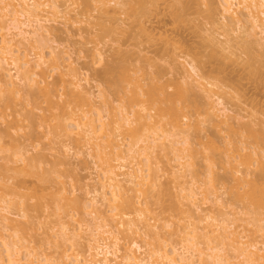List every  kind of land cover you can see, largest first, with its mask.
Instances as JSON below:
<instances>
[{
    "label": "rangeland",
    "instance_id": "obj_1",
    "mask_svg": "<svg viewBox=\"0 0 264 264\" xmlns=\"http://www.w3.org/2000/svg\"><path fill=\"white\" fill-rule=\"evenodd\" d=\"M61 1L67 4V19L60 18L56 22L46 23L47 28H50L48 31L34 35L30 42L25 41L27 46L24 44L19 46L30 51L34 60V53L44 50L48 54L52 47H56L57 52L61 51L66 54L65 56L70 55L73 64L61 65L54 69L57 64L49 62L44 68L46 71L43 70L45 74L42 72V76H37L40 83L36 85L13 78L12 74L15 76L16 73L12 66H5L12 70L10 71L12 77L10 75L5 77L0 70V79L13 78L16 85L13 86L16 91H12L10 85L0 83V169L2 168L0 199L5 197L9 212L7 215L13 223L11 227L7 221L0 220V238L4 235L9 240L12 237L10 234H13L12 239L23 249V264H29L26 254L30 252L35 255L38 253L40 256L43 254L52 260L53 264H58L57 259L60 257L62 263L72 264L78 253L82 256L89 255L88 242L99 235L96 239L111 248L120 241L122 250L128 248L133 240L138 242L143 250L136 255L140 254V258H144L148 263L150 250L153 252L156 248L163 249L165 245H168L166 248H169V251L173 245L181 247V234L185 228L187 229L185 233L188 231L189 236L194 234L192 223L199 226L196 242L200 243L198 248L202 250L207 249L209 245L217 246L221 248V254L232 259L237 254L233 248L237 242L251 251L257 249L245 245L255 243L258 248L263 247L264 233L258 230L264 224V47L260 42L256 43L258 42L256 40L264 37L260 35V29H256L259 31L256 37L259 38L255 39L253 36L255 30L252 23L247 20L248 16L244 10L240 26L229 21V25L226 26L219 0H109L110 2L106 0L109 4V11L106 13L99 8V3H95L96 0H89L91 5L86 3L88 0ZM46 15L52 19L54 17L48 13ZM20 20L24 23L29 22L28 17L23 15ZM23 28L31 31L34 29L26 25H23ZM234 28H237L238 32H233ZM15 32L13 29L0 30V40L2 35L12 38ZM18 39L19 37H16L15 41ZM227 39H230V43H227ZM231 39L234 44L231 43ZM236 40L239 42L238 46ZM42 43L45 47L41 46ZM98 48L104 56L101 63L98 61ZM23 50L22 54L25 53ZM187 60L193 61L207 81L216 85L212 89L225 98L231 110L229 115L232 120H228L230 121L228 123L234 125V128L231 126L230 129L228 128L230 126L221 122L223 116L221 118L213 116L214 113H211L210 107L207 106L211 99H207V92L197 82L192 79L185 82L187 79H183L182 70H179L181 73L175 72L174 67L186 64ZM124 65L126 68L122 67ZM73 68L75 71H72ZM111 68L115 73H111ZM71 72H75L79 79H74V82H82L79 83L80 89L69 84ZM127 73L128 84L124 78ZM117 80L121 81V84ZM115 81L119 83V87L117 83L113 84ZM47 83L53 88L54 95L50 99L56 102V105L54 102L53 106L50 105L52 100L48 103L49 98L47 99L44 94L38 92L35 96L36 93H31L32 89L36 91ZM119 88L120 93L117 90ZM79 90L84 91L83 95L87 90L91 92L92 99L89 100V102L92 100L91 104L86 100L89 95H85V99L83 95V98L78 96ZM100 93L107 96V103L113 102L115 106L109 105L110 103L108 106H113L111 111H115L116 108L115 110L112 108L117 107L118 114L120 105V108L126 107L125 110L128 109V113L132 115L143 103L148 110H145L147 115L143 113L144 111L142 115L150 116L146 125L144 124L146 120L143 119L148 118L141 119L144 124L143 130H146L145 127L149 123L157 130V135L162 136L169 131L170 138L180 140L186 137L184 130L189 128V131L186 130L189 133V148L184 149V145H179L182 149L174 150L172 144L170 143L173 149L164 138V142L170 147L167 149L164 143L167 153L160 144L164 139L156 136L153 129L147 126L149 130L146 133L153 138L150 143L153 144L155 140L153 145L157 149L152 157L150 155L152 169L148 172L149 177L151 175L149 182H157H154V185L143 184V188L140 186L132 188L133 184H128L126 177L121 176L123 182L121 181L116 201L112 202L113 207L118 206L113 214L117 211L120 215L118 216L123 217L126 222L129 219L134 222L132 230L136 231L133 233L126 229L125 224V226L117 224L121 218L112 217L113 207L99 196L97 199L99 203L95 209H99L98 214L103 212L100 214L105 218L111 217L112 220L107 221L113 233L106 234L102 232L103 229L102 233L96 234L94 230L92 234L91 229H95L97 220L92 221L94 216L90 215L95 209L89 204L92 197L88 192L99 191L100 188L102 190L101 172L105 166L101 164L102 158L96 148L92 149L86 142H80L76 133L68 135L64 131V124L71 123L76 114L79 117L86 113H95L98 109L102 110L99 111L105 117L104 121L107 123L110 121L111 115L114 116L115 113L110 115V108L103 106V96H100ZM167 112H172L180 129H184L179 130L181 132H177V135L174 134L175 129L168 124V119L162 117ZM135 114L131 116L132 120L136 119ZM29 115L30 119L27 117ZM157 123H161L162 126L157 128ZM248 123L252 125L250 130H254L248 132L250 127L247 126ZM132 125L140 126L136 122ZM236 126L239 129H236L238 128ZM72 128L74 125L71 123L69 129ZM114 130L117 135L114 136V142L120 143L123 150L127 151L128 143L133 142L131 134L126 133L130 132L119 131L118 128V131ZM248 133H251L252 137ZM105 140L103 139L104 142ZM116 145L119 146L114 143L113 148ZM177 152L187 155L182 170H178L180 166L174 160ZM126 153L123 152L125 156ZM130 160L123 162L126 169L122 172H129L138 166L137 163L135 166L133 163L130 165L131 163H128ZM144 167L146 171L143 173L146 174L147 165ZM191 186L195 188L197 205L186 197V191H189ZM166 188L173 194L167 195ZM182 188L187 190L182 191ZM254 193L262 202L259 201L257 204L254 200L251 202V195H255ZM241 194L243 196H239ZM129 200L137 209H143L148 224L136 217L137 211L126 205ZM24 212L27 214L26 217L22 215ZM207 214L214 216L218 221L226 218L229 223L233 222L227 231L231 238L225 239L222 229L212 225L213 220L202 221ZM64 221L67 226L71 225L69 226L71 231H68L71 239L62 230L61 225ZM111 222L117 223L112 225ZM216 223L218 222L213 224L217 226ZM79 224L84 228L81 232L82 238L78 240L75 236L77 240L75 241L72 231L80 226ZM214 228L215 232L212 231ZM204 230L207 232L206 235ZM232 232L235 233L234 236L231 235ZM155 233L159 235L158 238ZM235 236L236 238H233ZM115 237H118V241ZM231 239L236 241L235 244L233 242V247L230 244ZM74 242L75 246L71 247ZM189 246L192 245L186 247ZM0 249L3 257L7 259V251L1 240ZM65 250L68 251V257L62 256ZM119 255L117 258L112 257L111 264H123L122 254ZM205 258L203 262L196 257L194 264H212L211 258L207 259V256ZM231 261L236 260L233 258Z\"/></svg>",
    "mask_w": 264,
    "mask_h": 264
},
{
    "label": "bare ground",
    "instance_id": "obj_2",
    "mask_svg": "<svg viewBox=\"0 0 264 264\" xmlns=\"http://www.w3.org/2000/svg\"><path fill=\"white\" fill-rule=\"evenodd\" d=\"M90 1L88 0V2H86V3L90 4ZM111 1H114V0H111ZM156 1H158V0H156ZM115 2L117 3V1H115ZM95 3H97V4L99 3L98 6L104 13L109 11V8H108L109 4H108V2L106 0H96ZM118 4H120V3H118ZM143 4H145V3H143ZM66 5L67 4H65L61 0H9V2H7L6 0H0V30H5V29L16 30V32L13 34L12 38H7V37H5V35H2L1 40H0V70L3 71L2 74L5 77H7V75L11 76V74H12L10 72L12 70L6 68L7 65H8V67L12 66L13 67L12 69H15L14 71L16 73L15 76L12 74L13 78L14 77L15 78H19L20 80L18 79V81H20V82L21 81L22 82L25 81L27 83H31V84H35L36 85V84L40 83L39 82L40 80H37L38 79L37 76H40L42 74L43 70L46 71V69H44V68H45V66L48 65L49 62H50V64L53 63V62H55L57 64V65H55L54 69H57L61 65L62 66L63 65L71 66L73 64L74 61H72V59H71L72 57L70 55L65 56L66 54L64 55L61 51L57 52V48L56 47H52L48 54H46L44 52V50L41 51V52H38V53L37 52L34 53L35 54V60H34V59H32V58H34V56L31 54L30 51L28 52L25 49L23 50L19 46L20 44L26 45L25 41L30 42V40L32 38H34V35L41 34V32H43V31H48L50 28H47L48 25L46 23H48V22L52 23L51 21L56 22L57 19H60V18L67 19L66 14H67L68 11L66 10L67 9ZM219 5H220V7L222 9L223 19H224V21H226L225 22L226 26L229 25L228 24L229 22L240 26L241 22H242L241 14L243 13L242 10H244L245 11V15L248 16L247 20H249V22L252 23L251 25H252V27L255 30L254 33H253V36L255 37V39L257 38L256 36H258V34H259L258 32L259 31H261V33H260L261 36L264 35V0H219ZM89 7H91V6H89ZM46 13L52 15V17L54 16L53 19L51 17H49L48 15H46ZM22 15L25 16V17H28V20H29L28 23H24V22H22L20 20ZM227 18H228V20H227ZM23 25L30 26L31 28L33 27L34 29H33V31L26 30V29L23 28ZM257 28L260 29V30L259 31L256 30ZM233 32H238L237 28H234ZM16 37H19V39L17 41H15ZM263 39H264V37H261L260 39L256 40V41H258L256 43L260 42L261 44H263L261 46L264 47V42H262V41H264ZM232 40L233 39H231V41ZM229 41H230V39H227V43H230ZM231 43H233V41ZM237 43H239V42H237V40H236V46H238ZM42 45L45 47L44 43H42L41 46ZM226 47H224V48L226 49ZM229 47L231 48V46H229ZM229 47H228V49L230 50ZM22 50L25 51V53L22 54ZM230 51H232V50H230ZM97 55H99L98 61L100 60V63L103 62L102 60H104V56H103V52L101 51V49L98 50V54ZM31 56H33V57H31ZM96 63H98V62H96ZM183 64L184 63H182V65L180 64L182 66V68H180L181 66L180 67L177 66L180 69H178L175 66L174 67V68H176L175 72H180L182 70L181 72H182L183 79L184 80L187 79L185 82H187V81L189 82V79L190 80L192 79L194 82H197L199 84V86L201 88H203L207 92L206 93V96L208 97L207 99L208 100L211 99V102L209 101L210 103H209V105L207 103V106L210 107V110H211L210 112L214 113L213 116L219 117V118H221L223 116V118L221 119L222 121L221 120L220 121L225 123V125L230 126L228 128L231 129V126L234 128V125L228 123V122H230L228 120H232V119H230L231 116L229 115V112L231 110L228 108V105H227V103L224 100L225 98L220 96L215 90L212 89V88L216 87V85L211 83V82H209V81H207V79L200 72L198 66L193 61H188L187 60L186 64H184V65ZM117 66H116V69L118 70ZM122 67H125V65L122 66ZM112 68H114V67H112ZM112 68H111V73H115L116 69L114 68L115 69V72H114ZM125 68H122V69H125ZM72 71H75L74 68L72 69ZM43 73L45 74V72H43ZM72 73L73 72H71V74ZM124 73H125V71L122 72V74H124ZM71 74H70V77H69V81H70L69 84L74 85L76 88L80 89L79 85L82 82L80 83L78 81L79 79L77 78V74L75 72L72 75ZM63 75L64 74H62V76ZM128 76H129L128 73L124 75L125 82H127V84L129 83ZM13 78L9 77V79L11 81L6 79V78L0 79V83H4V85H7V86L10 85L12 87V91H16L15 88H14L16 85H15V81H13ZM76 78L78 79L77 80L78 83L74 82V79H76ZM118 82L121 84V81H118ZM118 82L115 81V83H113V84L115 85L117 83L116 85H117V87H119V83ZM189 86L191 87V84ZM11 87H10V89H11ZM32 90L34 91V89H32ZM117 90L119 92L120 88L117 89ZM117 90H116V92H117ZM33 91H31V93H33V94L36 93L35 96H37L38 92L41 93V94H44V96H46L47 99L49 98L48 103L52 100L50 98H52L53 95H54L53 94L54 93L53 92V88H51L49 83H47V84H45L43 86H40L39 89L36 90L37 92L36 91L33 92ZM212 91H215V92H212ZM78 92H79L78 96L82 97V95L84 94V91L83 90L82 91L79 90ZM85 92H86L85 93L86 96H88V95L90 96L91 95V92L89 90H87ZM118 92H117V94H118ZM85 95H83L84 99L86 98ZM91 96L87 97L86 100L88 102H89L90 99H92ZM100 96H103L102 97V100L104 101L102 103V104H104L103 106L107 107L108 104L110 103V102L107 103V99H108L107 96L101 95V93H100ZM104 97H105V99H103ZM51 102L52 103H49V104L53 106V102L54 101L52 100ZM89 103L91 104L92 100ZM56 104L57 103L54 102V105H56ZM109 105L115 106L113 104V102H111ZM113 106H111V107H113ZM120 106H118L119 107L118 111L120 109L119 114H118V112H116L117 107L112 108L113 110H115V108H116L115 111H111V107L108 106L110 108V115L115 113L114 116L111 115L112 118H110V121H108V123H107V121H104L105 117L101 113L102 110L97 108L98 111H96L95 113H91V114L86 113L85 115L79 116V117H77V114L76 115L74 114L76 117L72 118V120H71L72 121L71 122L72 125H74V128H72V129H69V125H71V123H69V124L65 123L64 124V127H65L64 131L68 135H71V133H76L77 137H78V140L80 142L84 141V142H86V144L91 146L92 149L96 148L99 151L98 155H100V157L102 158V159L100 158L101 162H102L101 164H104V166H105V168H104L101 165V167L104 168L102 170V172H101V173H103L102 174L103 176H102V179H101L102 181H100V184L102 186V190L100 188L99 191L98 190H94L92 192H90V191L88 192V194L91 193L92 200H91V202L89 204L92 206L93 209H95L97 207L98 203H99V201L97 200L99 196H101L102 197L101 199H103L105 203L107 202V204H109V206L114 205L112 202L116 201V199H117L118 190H119V188L121 186V181H122L120 179L121 176H123V178H124V176L126 177L125 180H126V182H128V184H133L132 188H133V186L134 187L135 186H140V188H141L143 184H145L147 186L148 183H150L151 185H154L157 182V181L156 182L154 181L155 183L151 182V181L149 182V180L151 178V175H150V177L148 175L149 170L152 169V166L150 168V165L152 164L150 162V158L156 153L155 150H157V149H155V145H153L155 143V140H153V142H154L153 144L150 143V142H152L153 138L149 137L148 134H147L148 133L147 131L149 130L147 128L150 126L149 123L147 125L148 127L147 126L145 127L146 130L142 129L143 125L145 123L147 124V120L149 121L148 117H150V116L147 117V116L144 115L148 109H146V107H144V104L142 103V105L140 106V109H138V110L135 109L137 111V112H135L136 114L134 113L135 110L133 111V113L135 114L136 119L132 120L131 116L134 115V114H132V115H131V113L129 114L128 113V109L125 110L126 107L124 108L122 106L120 108ZM109 108H106V109H109ZM142 111H144L143 115H142ZM108 112H109V110H108ZM149 113H148V115H149ZM171 113L172 112H167V114L166 113L165 114L162 113V114H164V116H162V117L168 119V124H170L175 129L174 134L177 135V132H181L184 129H182V130L180 129L177 121L175 120L176 117H173L172 116L173 113L172 114ZM146 115H147V113H146ZM115 116H117V118ZM224 116H225V119H224ZM27 117L30 119L31 115H29ZM144 117H146L148 119H143V121L146 120V122H144V124H142L143 121L141 122V119L144 118ZM212 118L214 119V117H212ZM232 118H233V116H232ZM111 119H112V121H111ZM215 119H217V118H215ZM233 120H235V118ZM135 122L138 123V125H140V126L139 127L138 126H134L133 127L132 124H134ZM236 122H237V120H236ZM240 122H242V121H240ZM232 123H235V122L232 121ZM237 125H238V123H237ZM248 125H249V123L247 124V126ZM161 126H162L161 123L160 124L159 123L156 124L157 128L161 127ZM251 126L248 127V132L251 131V130H254V129L250 130ZM125 127H126V129H124ZM132 127H133V129H132ZM236 127H238V126H236ZM112 128H113V131H111ZM117 128H118L119 131L126 130V131L130 132V133L126 132L127 134H131L130 136H131V139H132L133 142H130L131 144L128 143L129 146L127 145L128 146L127 147L128 148L127 151L123 150V147H122V145L120 143H117V141L114 142V139L117 136L116 133H115L116 131L114 129L117 130ZM252 128H254V127H252ZM151 129H153V132L156 133L157 130L155 128L151 127ZM188 129H186V130H188ZM236 129H239V127L236 128ZM244 129L247 130V128H244ZM8 130H9V127H8ZM179 130H181V131H179ZM186 130H184V133H185L186 137H184L183 139H180V140L179 139L175 140L173 138H170L171 135H170L169 131H166V134H163L162 136L160 134L157 135V133H156V136L160 137L161 139L162 138L163 139L166 138L169 141V146L171 148L173 146L174 150L176 149L177 151L178 150L180 151L182 148H180L179 145H184L185 146L184 149H186V148L188 149L189 146H190L189 137H188L189 133ZM252 132H254V131H252ZM251 133H248V135L251 136L252 135ZM249 136H247V137H249ZM150 138H151V140H150ZM155 138L156 137H154V139ZM103 139L104 140L106 139L105 142L103 141ZM101 140H102L104 145L102 144ZM164 141H165V139L160 144H161V146L163 145L162 148H164V145L166 144L165 147L167 146L166 148L168 149V147H169L168 143L164 142ZM114 143H116L118 145L120 144L119 146L116 145L117 147L116 146L114 147L116 150L113 148V144ZM170 143L172 144V146L170 145ZM256 143H258V142H256ZM123 145H125V144H123ZM119 147H120V149L121 148L122 149L120 150ZM170 147H169V149H170ZM166 148H164L165 152L167 151ZM172 149H171V151H173ZM122 151L124 152V154H125V152H127L126 153L127 155L125 156ZM167 153H168V151H167ZM257 153H258V155L260 154L259 152H257ZM248 154H249V152H248ZM150 155H151V157H150ZM186 156H185V154L183 155L182 152L181 153L177 152V155L175 156L174 160H176L177 165L180 166V168L178 167L179 168L178 170H182L181 168L184 167V165L186 164V163H184L185 162L184 159H185ZM247 156L248 155H246L245 157L247 158ZM249 157H250V155H249ZM242 158H244V155H243ZM127 159H131L130 160L131 162L130 161L128 162L129 164L131 163L130 165H132V163H133V166H135L136 163H137L138 166L136 168H133L134 170L133 169L132 170L129 169L130 170L129 172H126V171L122 172V170L126 169V164L125 163L127 162ZM142 161H144V162H142ZM114 162H116V164H114ZM123 162H125V163H123ZM142 163H144L143 166H142ZM145 164L147 165L146 174L143 173L144 170L146 171V169H144L145 168L144 167ZM192 165L193 164H191V166ZM127 168H129V167H127ZM119 170H121V171L119 172ZM212 173H213V171H212ZM212 173H211V175H212ZM236 173H238V172H236ZM153 174H154V172H153ZM233 174H234V172H233ZM224 179H225V177H224ZM151 180L153 181L154 178L151 179ZM237 180H239V177L237 178ZM211 181H214V180L211 179ZM192 186H194V184ZM192 186H191L189 191L187 189H184V188H182V191H186L187 190L186 191V197L189 198V200L191 202H193L195 205H197V199L195 197L197 195H196V192L194 193V189H195L194 187L195 186L194 187H192ZM140 188H138V189H140ZM168 188H166V193H168L167 195H170L171 194V192H170L171 190L168 191L167 190ZM135 190H136V188H135ZM253 190H254V188H253ZM245 192H247V191H245ZM248 193L251 194V192H248ZM252 194H253V192H252ZM184 196L185 195H183V197ZM239 196H243V195L241 194ZM2 198L3 199H0V220H2L3 222L7 221L8 224H11L10 226L13 227L12 220L7 215L9 213L8 210H7L8 206L6 205L7 201L5 200V197H2ZM241 199H243V198L241 197ZM251 200H252L251 202L255 201V203L257 204V202L260 201V197H257V194L251 195ZM237 201H238V199H237ZM1 202H2L3 205L1 204ZM260 202H262V201H260ZM110 203H111V205H110ZM107 204H106V207H107ZM133 204L134 203L132 201L130 202V200L126 202V205L129 208H131V210H135V211L138 212V214H137V212L134 211L135 214L138 215V216L136 215V217H139V219H142V221L144 220L145 224H148V222L146 220L147 218L144 217L145 213H144L143 209L142 208L141 209H139V208L137 209L136 205H133ZM262 205H263V203H262ZM134 206L136 207L137 210L135 209ZM117 207L114 206L111 209V212L113 211L112 214L114 213V210L118 209ZM259 208H260V206H258V209ZM98 210L95 209V210H93L90 213V215H92V217L94 216L92 221H94V220H97V221H96L95 227L93 226L95 229H93L92 227H89V229L92 228L91 229L92 230V234H94L93 233L94 230L96 231V234H99V233H102V232H104L106 234H108V233L112 234L113 230L109 227L110 224L108 223V221H109V219H111V217H109V219L107 217L105 218V216L100 214V213H103V212H100L99 213L100 215H99L98 214V212H99ZM261 210L263 211V209H261ZM22 215H23V217L27 216V214H25V212H24V214L22 213ZM118 215H119V213H117V211H115V214H113L112 217H114V216L116 217ZM119 218H121V217H119ZM123 219L121 221L118 219L119 223H117V222L116 223L119 224V225L121 224L120 226H122V225L125 226L126 225L127 226L126 229H128V230L130 229L131 233L136 231V230H132L134 228V226H133L134 222H131V219H129L128 222H126L127 220L125 221V219L124 220ZM206 220H207V222H210V220L211 221L213 220V223L214 222H218V223H216L217 226L215 224H213V223H212V225L215 226L217 229L218 228L222 229V231L225 233V235H224V238L226 237L225 239L230 237L229 236L230 234H227V231H228V229H230L232 227L231 224L233 222L229 223L228 220L226 221V218L225 219L223 218V220L218 221L217 218H215L214 216H210V214L209 215L207 214L206 216H204V219H202V221H204V222ZM65 222L66 221H64V223H62V225H61L62 230L65 232L67 237L69 239H71L69 234H68V231H71L70 227H69L71 225L68 224V226H67V224ZM97 222H99V223H97ZM226 222H228L229 224L226 223ZM116 223H114V224H116ZM111 224H112V222H111ZM114 224H112V225H114ZM192 224H193L192 232L194 234L192 236H189V234H187L188 231L185 233V231L187 230L185 228V231H183L184 235L181 234V236H182L181 237V239H182V241H181V245L182 246L181 247H177V245H175V246L173 245V246H171V250L169 251V248H166V247H168V245H165L166 247H164L163 249L156 248L158 250L155 249V250H153V252L150 250V253H149V258L150 259H148L150 261H148V263L145 262L147 260H144V258L143 259L140 258L141 257L140 254H138V255H140L139 257H138V255H136L137 252L138 253L139 252L142 253V250H143V247L141 245H139L138 242H135L133 240V242L130 244V246H128V248L125 247V249L122 250V248L120 247L121 245H119L120 241H118V239H117L118 237L117 238L115 237L116 241H118V242L113 244L114 247L111 248V246H109V245H107L105 243H101V241L99 242V240L96 239V238H98L100 236L99 235L96 238L92 237L93 239H90V242H88L89 244H88L87 248L89 249V255L88 256L87 255L82 256L81 254L78 253L75 256L74 260L72 261V264H111L112 261H113L112 257L117 258L118 256H120L119 254H122L121 257H122V261H123L122 263L123 264H194L196 257L198 259L203 260V262H205V259H206L205 256L208 257L207 259L211 258L212 264H243L244 262H246V264H264V245H262L263 247H261V245H260L259 247H261V248H258L255 243H252L253 245H247V246L245 245V247L251 246V247H253V249H255V250L257 249L256 251L252 250L253 251L252 252L250 249L248 250L247 248H243L244 247V246L242 247L243 244H240L238 242H237V245L234 246L236 241L234 242L233 239H231L232 242L230 244L232 245V247L234 246L233 248L235 250V253L237 252V254L235 256H233L232 259L226 258L223 254H221V252H220L221 248H219L217 246H212V245L207 246V249H205V250H208V252H206L204 249L202 250V249L198 248L199 247L198 245L200 243L196 242V235H197L196 233L199 230V226L197 224H195V223H192ZM248 224H250V222ZM208 225H206V226H208ZM219 225H220V227H219ZM209 226H211V224ZM188 227H189V225H188ZM106 228L107 229L110 228L111 231H110V229L107 230ZM216 228H214L212 231L215 232ZM83 229L84 228H83V226L81 224L80 226H77V228H75L72 231L74 233L73 240L77 241L75 236H77L78 240H80L82 238L81 232L83 231ZM126 229H124V230H126ZM261 229H258V230H260L261 233H264V224L261 227ZM74 231L75 232L77 231V232L75 233ZM126 232H128V231H126ZM126 232H124V233H126ZM129 233L130 232H128V234ZM156 233H155V235L158 238L159 237V235H158L159 232H158V234H156ZM189 233H190V231H189ZM204 233H205V235L207 234L206 231ZM233 233L234 232H232L231 235H233ZM11 234H10V237L11 236L13 237V234L12 235ZM90 235H91V233H90ZM238 235H237V238L239 237ZM242 235H243V233H242ZM94 236H96V235H94ZM12 237L9 238V240H8V238L6 239L4 237V235H3V237L1 236V238H0L1 243L5 247V250L7 251V259H6V258L3 257L4 255L2 254V251L0 249V264H23V261H22L23 260V256H22L23 255L22 254V252H23L22 250L23 249H22V247H19L18 242L13 240ZM104 237H102V238H104ZM233 238H236V236L233 237ZM92 240H94V241L92 242ZM209 241H210V239H209ZM209 241L207 240V242H209ZM79 242H76V243L79 244ZM95 242H96V245H94ZM233 242H234V244H233ZM242 242H243V240H242ZM244 243H245V241H244ZM189 244H191L192 246L191 247L190 246L186 247ZM73 246H75V242L71 245V247H73ZM182 249H183V251H181ZM259 251L261 253H259ZM33 253H34V251H33ZM26 255H27L28 259H29V264H53L52 260L50 261V259L48 257L46 258V256H44L43 254H42L43 256L42 255L40 256L38 253L35 255V254H32L30 252L29 254L27 253ZM62 256L63 257H68V251L67 250L63 251ZM233 258H234V260H236L235 262L231 261V260H233ZM61 260H62V257L57 259L58 264H68L67 262L62 263ZM120 260H121V258H120Z\"/></svg>",
    "mask_w": 264,
    "mask_h": 264
}]
</instances>
